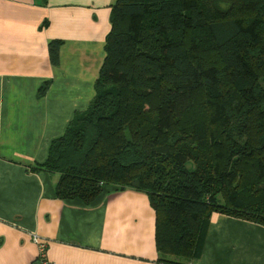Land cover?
Returning a JSON list of instances; mask_svg holds the SVG:
<instances>
[{"label": "trees", "instance_id": "obj_1", "mask_svg": "<svg viewBox=\"0 0 264 264\" xmlns=\"http://www.w3.org/2000/svg\"><path fill=\"white\" fill-rule=\"evenodd\" d=\"M105 50L94 98L33 167L56 196L145 192L173 264L200 254L214 212L264 226V0H115Z\"/></svg>", "mask_w": 264, "mask_h": 264}, {"label": "crops", "instance_id": "obj_2", "mask_svg": "<svg viewBox=\"0 0 264 264\" xmlns=\"http://www.w3.org/2000/svg\"><path fill=\"white\" fill-rule=\"evenodd\" d=\"M114 1L0 0V264H33L35 233L54 264H173L157 247L145 192L118 190L86 206L57 197V177L33 169L95 96ZM54 39L63 41L58 65ZM188 264H264V226L214 212Z\"/></svg>", "mask_w": 264, "mask_h": 264}, {"label": "built area", "instance_id": "obj_3", "mask_svg": "<svg viewBox=\"0 0 264 264\" xmlns=\"http://www.w3.org/2000/svg\"><path fill=\"white\" fill-rule=\"evenodd\" d=\"M32 240L37 244L38 247V256L33 264H54L49 260L47 255V240L36 233L32 234Z\"/></svg>", "mask_w": 264, "mask_h": 264}]
</instances>
